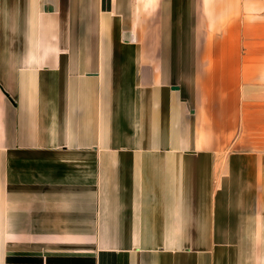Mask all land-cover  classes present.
I'll list each match as a JSON object with an SVG mask.
<instances>
[{"label":"crops","instance_id":"0c3cea01","mask_svg":"<svg viewBox=\"0 0 264 264\" xmlns=\"http://www.w3.org/2000/svg\"><path fill=\"white\" fill-rule=\"evenodd\" d=\"M0 264H264V0H0Z\"/></svg>","mask_w":264,"mask_h":264}]
</instances>
